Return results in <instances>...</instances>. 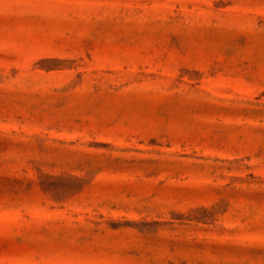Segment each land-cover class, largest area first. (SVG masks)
Wrapping results in <instances>:
<instances>
[{
    "label": "rangeland",
    "instance_id": "obj_1",
    "mask_svg": "<svg viewBox=\"0 0 264 264\" xmlns=\"http://www.w3.org/2000/svg\"><path fill=\"white\" fill-rule=\"evenodd\" d=\"M0 264H264V0H0Z\"/></svg>",
    "mask_w": 264,
    "mask_h": 264
}]
</instances>
